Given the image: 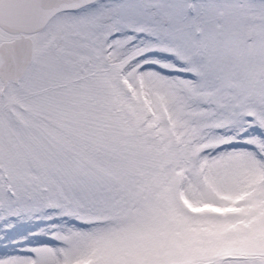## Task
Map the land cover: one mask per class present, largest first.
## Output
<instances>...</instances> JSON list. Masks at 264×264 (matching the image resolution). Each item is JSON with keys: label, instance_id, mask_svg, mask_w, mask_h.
Segmentation results:
<instances>
[{"label": "snow or ice", "instance_id": "1", "mask_svg": "<svg viewBox=\"0 0 264 264\" xmlns=\"http://www.w3.org/2000/svg\"><path fill=\"white\" fill-rule=\"evenodd\" d=\"M0 264H264V0H0Z\"/></svg>", "mask_w": 264, "mask_h": 264}]
</instances>
